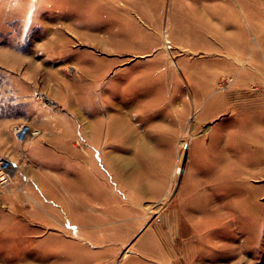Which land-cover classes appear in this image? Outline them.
<instances>
[{"label": "rangeland", "instance_id": "rangeland-1", "mask_svg": "<svg viewBox=\"0 0 264 264\" xmlns=\"http://www.w3.org/2000/svg\"><path fill=\"white\" fill-rule=\"evenodd\" d=\"M6 44L57 55L0 66V264H264V0H0Z\"/></svg>", "mask_w": 264, "mask_h": 264}, {"label": "crops", "instance_id": "crops-1", "mask_svg": "<svg viewBox=\"0 0 264 264\" xmlns=\"http://www.w3.org/2000/svg\"><path fill=\"white\" fill-rule=\"evenodd\" d=\"M59 35H60V33H57L56 36H59ZM60 38L63 39V37H60ZM54 42H56V41H54ZM55 45L42 44V45H40V47L34 48L33 46H31L32 48H30V50H26V48L25 49H18L16 47H14L12 44H6L4 46H1L0 66L2 68L6 69L8 72H10V74H11V72H17L18 71L19 72L18 76H20L21 78H23L25 80L26 79L28 80V79H30L31 76L36 75V73L40 70H43L45 68H53V66L50 62L48 65V63H47L48 60H46V59L53 58L57 55L56 49H53V47H55ZM48 46H50V47H48ZM51 46H53V47H51ZM28 49H29V47H28ZM68 53H70V54L74 53V55H75L74 57L76 58L75 60H77V53H78L77 50H75L73 47L68 46V49L65 51V54L68 55ZM53 75H54L53 73L49 74V76H53ZM74 91H76V89ZM74 91H72L70 89V93H72ZM120 118H121V116H120ZM117 119H116V121H117ZM114 128H116V130H113V131L108 130V133H110V132L113 133L116 131L118 133H120V131H119L120 126L119 125H118V127L114 126L113 129ZM126 131L128 134H131V132H133L130 128H127ZM123 137L126 139V135ZM130 137L131 136L128 135V139H130ZM115 148L118 149V151H116ZM119 148H120V146H114V151H113L114 153H112V155H111L113 160L120 159ZM115 151L117 152V154L115 153ZM109 157H110V155H109ZM135 245L142 247V249L145 251H148V248L146 247V240H137L135 242L134 246ZM146 255H152V254L147 253V254H145V256ZM128 257H130V256H128ZM147 260H149V262L154 261V260H152V258H148ZM124 262H126L127 264H131V263L127 262V260H124ZM149 262L147 261V264ZM149 264H152V263H149Z\"/></svg>", "mask_w": 264, "mask_h": 264}, {"label": "bare ground", "instance_id": "bare-ground-1", "mask_svg": "<svg viewBox=\"0 0 264 264\" xmlns=\"http://www.w3.org/2000/svg\"><path fill=\"white\" fill-rule=\"evenodd\" d=\"M126 167V166H125Z\"/></svg>", "mask_w": 264, "mask_h": 264}]
</instances>
